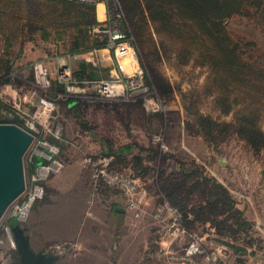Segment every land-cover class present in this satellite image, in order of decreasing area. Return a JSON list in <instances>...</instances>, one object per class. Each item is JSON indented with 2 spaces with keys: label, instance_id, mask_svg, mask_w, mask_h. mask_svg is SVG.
<instances>
[{
  "label": "rangeland",
  "instance_id": "1",
  "mask_svg": "<svg viewBox=\"0 0 264 264\" xmlns=\"http://www.w3.org/2000/svg\"><path fill=\"white\" fill-rule=\"evenodd\" d=\"M28 6L29 4H23V11ZM141 13L143 17L139 15L136 21L140 24L147 59L138 47L140 62L148 69L150 61L173 86V92L166 95L165 106L161 111L149 112L141 101L131 97L106 98L95 93L69 95L53 80L54 56L64 52L60 40L26 39L21 43L19 38L11 46L5 47L3 39L0 38V62L4 64L8 59L12 64L9 72L0 70V103H3L0 112L3 115L4 111L17 115L23 121L21 126L25 128L30 124L39 125L47 117L51 125L58 123L62 137L59 142L63 169L67 168L70 172L68 180L72 181L78 175L75 171L82 166L88 171L91 184L90 170L83 162L87 154L101 152L106 146L115 148L127 142L136 143L132 152L125 154L126 160H118L116 164L125 171L140 173L147 186L148 195L142 201L139 215H134V210L128 208L121 190L106 188L100 192L98 189L93 195L88 186L89 201L93 202L90 206L92 216L83 221H73L70 229H66L67 223L60 221L63 218L60 211L65 208L63 205L56 206L45 200L37 205L35 203L30 213L38 220L33 234L37 232L39 235L54 236L51 238L52 244L58 245L60 249L55 253L58 257L57 264H185L182 259L174 258L181 252L183 244L171 239L173 242H169L166 235L168 222L164 218L153 216V208L162 193L157 184L159 170L170 173L178 170L180 163L186 167L198 165L204 173L224 184L235 198L237 207L242 209L248 226L251 223L255 227L252 220L254 214L264 215V151L254 152L243 139L234 134L215 139L204 136L191 126L194 116L184 108V103L194 99L193 108L209 113L219 120H230L235 109L255 107L261 109L258 112V121L264 127V103L255 104L239 96L230 98L228 102L231 110L223 112L221 107L224 104L216 100L219 88L215 76L211 78L210 72L212 75L214 73L209 64L200 63L193 58L180 64L176 56V44L164 32L156 30V24L149 18L145 7ZM226 25L231 36L253 40L256 45L252 51L264 53V32L253 22L234 15L226 20ZM133 40L135 43V39ZM195 57L199 59L197 53ZM39 60L49 68L51 91H43L36 81L33 64ZM78 61L79 58L72 60V68L78 66ZM107 71L102 70V76H108ZM148 73L151 77L149 69ZM183 93L188 94V98ZM43 95L53 99L52 108L45 112L39 101ZM71 100L77 103L78 116L71 108ZM144 111L162 114L145 116ZM79 117L86 121L88 127L80 122ZM138 145L157 148L161 154L152 160L143 157L142 166L136 168L133 156L139 157L147 153L146 150H139ZM144 165H147L146 169ZM24 169L25 174H28L29 166L25 157ZM143 169L145 171L141 173L140 170ZM83 175L87 178V173L83 172ZM48 180L41 200L50 195L46 190ZM79 181L74 185L78 201L82 193H86ZM54 197L55 193H51V199ZM113 197L125 205V215L112 212ZM197 199L193 196L192 202ZM262 226L264 228V224ZM210 227H213L215 234L216 227L208 222L196 223L188 229L201 236L203 245L210 249L214 247L212 243L213 240L216 241V236H202L204 232H209ZM255 230L249 227L247 234L252 235ZM75 234L82 238L81 241L77 239L78 243L73 239ZM170 249L175 250L171 257ZM228 257L225 256L226 259Z\"/></svg>",
  "mask_w": 264,
  "mask_h": 264
},
{
  "label": "trees",
  "instance_id": "2",
  "mask_svg": "<svg viewBox=\"0 0 264 264\" xmlns=\"http://www.w3.org/2000/svg\"><path fill=\"white\" fill-rule=\"evenodd\" d=\"M119 1L137 49L141 48L146 59L140 24L136 21L139 15L143 17L141 12L144 7L149 18L155 22L156 30L164 32L163 34L178 47L176 56L180 64L187 63L190 58L209 64L214 73L212 75L210 72L211 78L215 76L219 88L216 100L224 104L221 107L223 112L231 110L229 99L239 96L255 104L264 103V53L252 51L256 45L253 40L231 36L226 25L228 18L238 15L250 20L264 32V0ZM23 4H29L24 11ZM96 22L95 8L88 4L66 0H0V38L3 39L5 47L11 46L19 38L21 43L26 39H56L61 41L64 51L85 52L103 46V41L89 33V27ZM196 53L199 59L195 57ZM148 65L151 77L148 69L144 67L146 76L166 101V95L173 92V86L150 61ZM1 69L4 72L12 69L8 59L4 64H0ZM102 70H108V67L92 65L84 59H79L73 74L78 79L96 78L102 76ZM183 95L188 98V94ZM192 101L194 102V99L184 103V108L193 114L191 126L196 131L211 139L234 134L243 139L254 152L264 151V127L258 121V112L261 109H235L230 120H219L209 113L193 108ZM71 108L78 116L77 103L73 100ZM143 113L145 116L162 114L145 111ZM79 120L88 127L86 121L80 117ZM0 121L20 123L17 116L12 120L0 116ZM134 146V142H127L115 148L106 146L103 151L95 154L111 155V166L115 170L124 171L125 169L119 168L116 163L118 160L125 161V154L131 153ZM138 148L146 150L147 153L139 157L133 156L134 167L142 166L143 157L152 160L161 154L157 148L141 145H138ZM180 164L178 170L170 173L160 169L157 184L167 200L181 210L183 224L189 228L196 223L208 222L216 227V240L225 241L231 247L243 250L242 245L250 243L254 238L247 234L248 221L242 209L237 207L236 200L228 188L213 176L204 173L198 165L186 167ZM146 167L147 165H144L145 169ZM145 169L140 172L144 173ZM133 173L141 178L140 173ZM106 188L119 189L102 185L100 192ZM193 196L198 198L196 202H192ZM16 222L11 220L10 223ZM15 257L17 258L16 254Z\"/></svg>",
  "mask_w": 264,
  "mask_h": 264
},
{
  "label": "built area",
  "instance_id": "3",
  "mask_svg": "<svg viewBox=\"0 0 264 264\" xmlns=\"http://www.w3.org/2000/svg\"><path fill=\"white\" fill-rule=\"evenodd\" d=\"M66 1L92 5L97 14L99 7H102V15L97 18L96 23L89 27V33L103 41V46L94 47L81 53L64 51L55 54L54 82L61 85L69 95L95 93L106 98L131 97L133 100L141 101L149 112L163 110L165 101L146 76L120 1ZM76 58L100 66H103L100 62L109 58L111 68H108V76L76 78L73 74L75 68H72L71 65L72 60ZM33 70L41 89L45 92L51 91L48 66L41 60L35 61ZM39 101L42 103L43 112L52 108L53 99L51 97L46 98V95H43ZM2 104L0 103V108H2ZM23 113L26 114L24 111ZM0 116L12 120L17 115L4 111V115L1 113ZM18 119L20 120L18 124L21 125L23 121L19 117ZM25 129L33 135L24 155L29 171L28 174H25L23 191L8 205L0 218V264H17L11 220L24 223L28 219L33 205L44 196L46 181L59 174L64 167L63 159L60 156L59 141L62 137L58 123L51 125L47 117L39 125L30 124ZM83 162L90 170L94 192L102 185L119 188L126 197L128 208L134 210V215H139L142 201L148 195L147 186L142 178L132 171L115 170L111 166V155L87 154ZM153 216L166 219L168 222L167 237L183 244L181 252L174 258L182 259L185 264H219L223 260L224 248L220 245L210 249L206 248L201 240L202 237L190 231L183 224V214L179 207L171 204L162 193L159 202L153 208ZM59 250L58 245L49 244L45 251L57 253Z\"/></svg>",
  "mask_w": 264,
  "mask_h": 264
},
{
  "label": "crops",
  "instance_id": "4",
  "mask_svg": "<svg viewBox=\"0 0 264 264\" xmlns=\"http://www.w3.org/2000/svg\"><path fill=\"white\" fill-rule=\"evenodd\" d=\"M101 10L102 7L100 6L98 10V14L96 13L97 18L102 15ZM100 64L103 65V67L106 66L108 68H111L110 66L111 60L109 58H106L104 61L100 62ZM75 172L78 175L75 176L76 178L74 177L73 181L72 179L68 180L69 177L68 174H70V172L67 171V168H64L60 175L49 178L46 184V190L47 192L49 191L48 194H50L49 195L50 198L48 196L42 200L40 199L35 204L37 205V203L43 202L45 200V201H49V203H53L56 206L63 205L65 208L62 211H60V215L63 216V218H61L60 221L68 224V227L66 229L71 228V223L73 221L75 220L83 221L85 218H90L89 216H92V213L90 211V206L93 204V202L89 201V194L87 189L88 186H90L93 195H94V191L89 181L90 178L88 177V171L81 166V168H77ZM83 172L87 173V178L84 177ZM78 180H80L79 184L83 185L82 189L86 191V193L85 192L82 193V196H80L79 201H78V196L75 193L76 190L74 188V185L78 184L76 182ZM51 193H55L56 197H54V199H51ZM116 206L123 207L124 210L118 211L115 209ZM126 210L127 209L125 208V205L120 204L119 199L113 197L112 212L118 213L122 216L125 215L124 212H126ZM49 220H54V219L49 218ZM252 220L254 221L255 227L253 224L252 226L251 223L249 224V227L250 228L253 227V229L258 230V232L255 230L254 234H258L259 237L258 235L252 234L254 239H252L250 243L248 244L246 243L242 245L243 250H237L234 247H231L225 241H220L216 239H215L216 241L213 240L212 244H214V246L220 245L222 248H224L222 264H264V228L262 226L264 224V215L261 216L258 214H254ZM37 222L38 220L35 219V216L31 214L29 221L28 222L26 221L23 224V226L25 227L26 232L29 234L31 246L35 250H41V249L46 250L47 246L49 244H52L53 239L51 238H54V236L39 235L37 232L36 234L35 233L33 234V230L35 228L34 225ZM209 232H204L202 236L205 237L207 234H212L217 236L216 233L215 234L213 233V227H210ZM73 236H74L73 239H75V242L77 243L78 240L81 241L80 239H82L80 236L76 237L77 236L76 234ZM223 238L225 239V237ZM169 242H173V241L170 240ZM170 250L171 251L169 252V254L175 252L174 249H170ZM226 255L229 256L227 259L225 258Z\"/></svg>",
  "mask_w": 264,
  "mask_h": 264
},
{
  "label": "water",
  "instance_id": "5",
  "mask_svg": "<svg viewBox=\"0 0 264 264\" xmlns=\"http://www.w3.org/2000/svg\"><path fill=\"white\" fill-rule=\"evenodd\" d=\"M32 138V133L20 124L0 121V218L25 187L24 155ZM115 209L124 210L118 206ZM11 230L19 264H57L55 253L31 246L29 234L21 223L12 224Z\"/></svg>",
  "mask_w": 264,
  "mask_h": 264
}]
</instances>
